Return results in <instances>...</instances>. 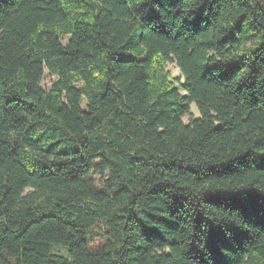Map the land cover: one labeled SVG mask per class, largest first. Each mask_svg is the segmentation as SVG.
Here are the masks:
<instances>
[{
  "label": "trees",
  "instance_id": "1",
  "mask_svg": "<svg viewBox=\"0 0 264 264\" xmlns=\"http://www.w3.org/2000/svg\"><path fill=\"white\" fill-rule=\"evenodd\" d=\"M0 264H264V0H0Z\"/></svg>",
  "mask_w": 264,
  "mask_h": 264
},
{
  "label": "rangeland",
  "instance_id": "2",
  "mask_svg": "<svg viewBox=\"0 0 264 264\" xmlns=\"http://www.w3.org/2000/svg\"><path fill=\"white\" fill-rule=\"evenodd\" d=\"M65 41H67V39H65ZM167 69L171 72L172 76L175 78H181V72L177 66V64L175 62H169L167 64ZM55 78L51 77L49 75L46 76V78L43 80L42 82V86L44 88H49L51 86V84L54 82ZM199 116V112L197 107L192 104L191 105V115L190 116H186L184 118L185 121H189V118L191 117H197Z\"/></svg>",
  "mask_w": 264,
  "mask_h": 264
}]
</instances>
